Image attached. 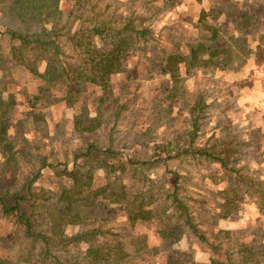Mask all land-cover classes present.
Here are the masks:
<instances>
[{
	"label": "rangeland",
	"instance_id": "374dc122",
	"mask_svg": "<svg viewBox=\"0 0 264 264\" xmlns=\"http://www.w3.org/2000/svg\"><path fill=\"white\" fill-rule=\"evenodd\" d=\"M222 2L230 7L225 11L255 16L248 32L257 41L246 44L251 53L246 61L234 57L230 66L236 70L211 64L181 71L172 85L162 69L165 56L205 41L196 37L199 11ZM132 17L142 21L147 38H120L125 57L107 90L73 82L77 94L69 102L65 85L41 77L45 64L33 51L23 54L24 65L7 66L9 82L0 70V99L12 96L13 103L0 121V128L6 126L0 133V197L20 194L43 161L52 164L34 183V206L22 204L35 221L33 230L50 238L51 258L0 210V264H91L89 245L100 253L111 250L117 264H203L225 260L245 242L264 252V0H0V31L43 40L59 34L63 49L66 33L89 28L96 19L118 23ZM213 25L233 52L242 45L230 22ZM235 35L239 43L231 39ZM5 41L0 54L9 57ZM64 52V59L75 61L71 49ZM92 118L97 124L88 123ZM90 145L113 154L74 163ZM202 150L224 166L197 154ZM74 164L84 178L91 177L88 184L74 187L61 175ZM174 181L199 234L184 227L183 218L169 216ZM63 191H70V202ZM139 211L144 218L132 222ZM176 225L181 239L163 240L160 229ZM93 230L101 233L87 235L91 242L71 241Z\"/></svg>",
	"mask_w": 264,
	"mask_h": 264
},
{
	"label": "trees",
	"instance_id": "16d2710c",
	"mask_svg": "<svg viewBox=\"0 0 264 264\" xmlns=\"http://www.w3.org/2000/svg\"><path fill=\"white\" fill-rule=\"evenodd\" d=\"M158 1V0H156ZM166 2H172L173 4H179L180 0H165ZM224 2L218 4H211L210 8L207 10L202 9L199 13V18L197 21V27H201V31L196 36L198 39L206 36L205 41L193 45L192 43H187L186 49L188 50V55L183 57L178 54H169L165 56L164 65L162 69L169 75L172 85L176 84L180 79L179 73V64L185 63L186 73H189L191 69H201L207 67L211 64H216L230 66V62L233 61L234 57L243 56L246 61V57L251 53V49L247 47L244 37H247L246 34H252L248 31L252 30L253 27V18L254 15H248L247 12H240L238 14L233 13L232 11H225ZM238 7V4H235ZM224 16L226 22H230L234 27L235 31L241 37L242 45L239 44L237 49L234 52L231 50L232 45L227 43L223 37L219 36L216 27L213 25L215 19ZM231 16V17H230ZM140 21V23H139ZM138 22V23H137ZM141 20L139 18H127L124 22L113 23L110 20H101L96 19L93 22V25L89 28L79 27L73 34L64 35L67 40L65 48L71 49L75 54V61H67L64 59L67 55L64 52L62 45L60 44L59 34L54 35L47 40H43L39 37H31L27 34H23L14 30L6 29L0 31V42L5 39L8 46L7 56L4 57L0 54V70L3 71L1 79L4 83L9 82L10 74L5 73L8 71V65L11 62H16L21 65H24L22 59L24 58V53L26 52H37V62H43L45 64V69L42 78L49 79V81L59 82L64 86V91L66 93V99L69 102L73 101V98L76 96L74 90L71 89L70 84L76 82V85H81L82 83L91 84L98 86L103 90L109 88V78L112 74L118 72L121 66V59L125 56L123 51L127 48L126 43L121 42L120 38L122 36L133 35L135 39L147 38L148 30L147 28H142ZM116 24V25H115ZM255 24V23H254ZM247 31V33H245ZM202 32V33H201ZM150 33V32H149ZM201 33V34H200ZM222 33V32H221ZM126 38V37H124ZM235 39V38H231ZM99 40L103 48L95 46L94 41ZM238 42V39H235ZM130 41V40H129ZM127 41V42H129ZM205 42V43H204ZM207 43V44H206ZM241 43V42H240ZM2 53V52H1ZM73 57H70L71 60ZM220 60V61H218ZM238 60V59H237ZM220 62V63H217ZM236 64V68L241 67ZM26 68L31 69L30 65L26 64ZM37 72V70L32 71ZM8 80V81H7ZM71 89V90H70ZM1 98V97H0ZM8 100L4 102L0 99V121H3L5 116L7 117L5 107L12 106V96H8ZM88 123L97 124L95 118L87 119ZM94 125L93 127L95 128ZM93 127H91L93 129ZM6 126L2 124L0 128L1 132H5ZM111 151L109 149H99L93 145L88 146L84 152L80 153L75 157L74 163L79 159L87 160L90 157H93L95 161L99 155H109ZM112 153V152H111ZM113 154V153H112ZM197 154L201 156L208 157L213 159L222 166L224 162L221 159H217L213 155L209 154L205 150L197 151ZM83 157V158H82ZM103 160V159H102ZM87 162V161H86ZM102 167H107L108 163L104 160ZM88 163V162H87ZM147 162L140 163V165H147ZM52 168L51 163L43 161L38 172L29 179L25 185V190L18 195L13 197L4 198L0 197V210L3 216L8 217L12 216L15 218L17 223L21 226L23 234L27 239L32 240L33 242H38L42 246V251L44 258H51L50 250V238L48 235L41 233H36L34 229V223L30 216L22 210V204L32 202L31 206H34L35 201L38 199L37 195L34 193V183L36 182L40 170L42 168ZM78 164H74V169L68 171L64 168L61 171V175L67 177L72 181L74 187H78L83 184H88L87 181H91V177L84 178L82 173L78 170ZM70 191H63V198L67 199L69 202L71 198L69 197ZM6 198H11L10 200ZM170 199V206L173 208V214L169 216H175L183 218V226L187 227L193 234H199L198 229L193 225L191 217L188 213V207L178 198V184L177 181L173 183V189L171 194L168 196ZM262 211L263 209L260 208ZM144 211H139V214L133 215L131 217L132 222L143 219ZM264 212V211H263ZM148 214V212H145ZM160 236L165 239H169L170 242H176L181 239L183 231H181V226L176 225L172 227H163L160 229ZM99 231H91L87 234H79L72 237L71 241L75 244L83 242H91L92 239H87V235L95 237L99 235ZM182 233V234H181ZM64 241V240H62ZM100 248V247H99ZM110 251L107 253H100L95 246L89 245L86 250V256L90 259L91 264H115L116 259L110 256ZM243 253L241 255L242 262L244 264H258L261 259L264 258L263 251H259L252 244L244 246ZM50 264H53L50 262ZM61 264V263H60ZM117 264V263H116ZM125 264V263H121Z\"/></svg>",
	"mask_w": 264,
	"mask_h": 264
},
{
	"label": "crops",
	"instance_id": "0c3cea01",
	"mask_svg": "<svg viewBox=\"0 0 264 264\" xmlns=\"http://www.w3.org/2000/svg\"><path fill=\"white\" fill-rule=\"evenodd\" d=\"M210 6H211V4L208 5L209 8H210ZM205 10H207V9H205ZM200 11H201V10H200ZM200 11H199V13H200ZM198 18H199V16H198ZM219 20H221V21L223 20V22H225L224 16L219 17V19H218V18L215 19L212 23H216V22L219 21ZM235 32H236V31H235ZM246 35H247V37L243 36V37H244V41H245L246 44H249V45H250V44L253 43L254 41H257V40H255V38L252 37L250 34H246ZM237 36H239V35L237 34ZM237 36L235 35V39H240V38H238ZM181 52H182V53L178 52L177 54H178V55H181V56H183V57H186V55L189 54L187 49H185V51H181ZM246 59H247V58H246ZM213 65H216V63H214ZM244 65H245V64H243V66H244ZM241 67H242V66H241ZM205 68H208V66H207V67H204L203 69H205ZM217 68H218L219 70H225V68H223V66L220 65V64L217 65ZM226 68L231 69V70H236V69L234 68L233 65H232V66H229V67H226ZM240 69H241V68H240ZM193 70H194V69H191L190 72H192ZM181 71H185V73H186V70H185V63L179 64V73H180ZM186 74H188V73H186ZM180 77H181V76H180ZM245 245H248V243L245 242V243H239V244H237V245H236L237 248L235 249L234 253H233L232 255H228V256H226V257H225V260H220V259H210L208 263H203V264H244V263L242 262V260H241V259H242L241 255H242V253L244 252L243 249H244V246H245ZM218 247H220V245H219ZM218 247H214V251H216ZM263 253H264V252H263ZM258 264H264V258L261 259V261H260Z\"/></svg>",
	"mask_w": 264,
	"mask_h": 264
},
{
	"label": "built area",
	"instance_id": "2783aa9c",
	"mask_svg": "<svg viewBox=\"0 0 264 264\" xmlns=\"http://www.w3.org/2000/svg\"><path fill=\"white\" fill-rule=\"evenodd\" d=\"M263 106H264V103L262 102Z\"/></svg>",
	"mask_w": 264,
	"mask_h": 264
}]
</instances>
